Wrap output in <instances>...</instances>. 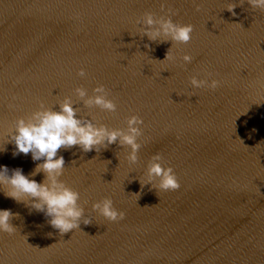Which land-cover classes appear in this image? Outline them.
<instances>
[{
    "label": "water",
    "instance_id": "1",
    "mask_svg": "<svg viewBox=\"0 0 264 264\" xmlns=\"http://www.w3.org/2000/svg\"><path fill=\"white\" fill-rule=\"evenodd\" d=\"M146 11L193 25L189 43L173 46L174 59L160 61L171 41L138 34ZM192 76L220 86L194 88ZM98 84L116 113L85 107L75 94L83 86L93 95ZM66 96L78 117L109 128L141 116L139 161L130 164L131 149L118 142L99 152L61 148V179L92 220L63 235L0 186V209L19 214L14 234L0 231V264H264V12L247 0H0V166L44 181L43 172L30 175L42 161L14 156L8 140L13 121L40 101L58 111ZM157 152L178 189H141ZM104 197L124 219L93 210Z\"/></svg>",
    "mask_w": 264,
    "mask_h": 264
},
{
    "label": "clouds",
    "instance_id": "2",
    "mask_svg": "<svg viewBox=\"0 0 264 264\" xmlns=\"http://www.w3.org/2000/svg\"><path fill=\"white\" fill-rule=\"evenodd\" d=\"M244 0H240L242 5ZM251 10L259 9L264 12V0H247ZM236 3H229L227 11L236 16ZM165 8L161 4V11ZM196 10L200 6L196 5ZM172 13L171 9H168ZM175 13H172L174 15ZM140 27L138 34L147 36L150 41L164 43L171 41L172 47L167 50L163 60L174 59L171 51L174 45L187 44L191 40L194 30L191 24H179L173 21L171 15L157 16L151 11H146L136 20ZM150 47V45H145ZM193 57L190 53H184L182 61L184 64L191 63ZM80 77H85L87 72L84 68L78 71ZM212 76V73H207ZM190 83L194 88L207 87L215 90L220 86V81L207 78L200 79L197 76L190 77ZM75 94L83 102L85 107H98L103 111L116 113L117 104L110 98L109 90L103 84H98L93 89V95H88V90L79 86L75 88ZM74 102L71 96H66L59 102V110L45 107L44 102L40 101L38 110L32 112L27 118L19 117L15 121L14 130L11 133L8 142L15 145L13 155L31 153L33 161H42L37 163L34 171L30 174L35 176L38 173H44V181L37 182L24 174L22 168L9 169L7 165L0 166V186L3 187L7 197L14 199L18 203H25L30 210L43 212L49 217V224L58 229L63 235L73 229H80V223L90 224L91 219L86 218L85 208L79 203L80 193L67 185L61 179L65 168V159L63 155L58 158V151L61 148H71L79 146L83 152L106 149L109 145L119 143L122 147H128L131 150L127 153V161L130 164H136L139 161V150L142 144L139 137L143 135V118L139 115L126 117V128H109L104 124H96L91 119L78 117V110L73 106ZM163 157L157 152L152 155L148 162L146 170V179L140 180L141 189L146 185H152L157 190H176L180 187L178 178L172 167H165L161 161ZM138 194V193H136ZM139 196V194H138ZM139 200V199H138ZM144 207H148L145 205ZM94 211L109 221H118L125 218V213L113 206L110 197H104L102 200L92 205ZM11 209H0V231L12 235L17 228L12 224V219L18 217ZM51 246V245H50Z\"/></svg>",
    "mask_w": 264,
    "mask_h": 264
}]
</instances>
